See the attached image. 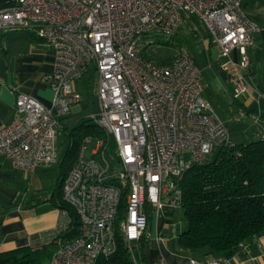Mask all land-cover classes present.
I'll return each instance as SVG.
<instances>
[{
	"label": "built area",
	"instance_id": "built-area-1",
	"mask_svg": "<svg viewBox=\"0 0 264 264\" xmlns=\"http://www.w3.org/2000/svg\"><path fill=\"white\" fill-rule=\"evenodd\" d=\"M8 3L0 7V38L11 31L32 32L54 58L53 72L44 78L53 92L51 105L17 92L14 118L0 130V157L15 171L32 174L57 163L61 121L80 111L77 84L91 69L98 77L99 112L90 119L104 137L83 140L64 178L62 200L75 212L78 225L73 229L69 214L61 210L65 222L51 235L56 250L49 264H96L113 255L120 240L132 254L149 222L181 209L184 172L206 163L214 147L231 144L225 125L203 97L193 56L180 51L156 64L146 54L144 37H172L185 22L198 19L218 49L217 62L224 60L219 66L238 101L248 93L247 50L257 25L243 11L242 0ZM91 140L96 150L85 159ZM160 237L156 227L158 247ZM183 264L228 263L187 259Z\"/></svg>",
	"mask_w": 264,
	"mask_h": 264
},
{
	"label": "crops",
	"instance_id": "crops-1",
	"mask_svg": "<svg viewBox=\"0 0 264 264\" xmlns=\"http://www.w3.org/2000/svg\"><path fill=\"white\" fill-rule=\"evenodd\" d=\"M242 8L258 28V32L253 35V44L247 50L249 66L245 77L248 93L243 98L238 101L232 99L228 75L219 66L223 59L219 63L218 57L212 59L202 70L190 47L191 51L179 46V52L186 51L193 56L201 71L203 97L208 100L212 109V104L217 107V100L228 102L225 121L219 118L225 126L227 122H235V114H238L243 119L242 124L251 123L259 128V131L253 132L255 137L264 136V0H242ZM182 29H187L193 38H198L204 48L210 50L214 47L218 52L198 19L191 18L185 22L175 36ZM232 56L239 59L237 52H233ZM53 63L52 52L34 33L18 30L1 36L0 130L14 118L17 92L24 93L45 106L51 105L53 92L44 78L53 72ZM208 89L211 102L204 95ZM48 166L42 165L34 173L24 174L15 171L6 158L0 157V253L46 245L59 224L65 222L62 211L49 201L52 193L43 197L29 196L31 189L40 185V175ZM227 263L264 264V235L255 241L251 250L245 249L227 260Z\"/></svg>",
	"mask_w": 264,
	"mask_h": 264
},
{
	"label": "trees",
	"instance_id": "trees-1",
	"mask_svg": "<svg viewBox=\"0 0 264 264\" xmlns=\"http://www.w3.org/2000/svg\"><path fill=\"white\" fill-rule=\"evenodd\" d=\"M69 130L71 145L61 162L59 181L49 201L69 214L75 229L76 214L62 200L63 181L76 161L83 140L104 136L91 119ZM179 188L185 228L177 242L182 248L191 254L201 253V260H229L245 249L251 250L264 235V136L258 135L248 144L220 147L216 156L210 155L203 165L189 167ZM138 246L145 253L150 243L143 238ZM55 250L53 242L38 248H19L0 253V264H49ZM96 264L135 263L120 240L116 252Z\"/></svg>",
	"mask_w": 264,
	"mask_h": 264
},
{
	"label": "rangeland",
	"instance_id": "rangeland-1",
	"mask_svg": "<svg viewBox=\"0 0 264 264\" xmlns=\"http://www.w3.org/2000/svg\"><path fill=\"white\" fill-rule=\"evenodd\" d=\"M143 43L145 44L147 56L156 64L171 59L179 52V46L183 50H190V48L192 49L193 55L197 63L201 66L202 70L209 62L212 61V59H217L218 57V52L214 47L210 50L204 48L202 46V42L198 38H193L187 29H182L178 35H174L172 37L150 34L144 37ZM97 79V74L91 69L77 84L78 92L81 95L79 104L80 111L71 112L63 118L65 122L57 131V163L49 165L45 168V171L40 175V185L36 189H31L29 194L30 197H43L47 193L54 192L55 186L58 183L60 177L61 162L64 160L66 152L71 145L69 128L80 125L84 120L90 119L99 112L96 88ZM209 94L210 89L206 90L204 93L205 97L210 99L211 95ZM209 101L211 102V99ZM212 106L216 115L219 116L221 120L225 121V114L227 113V108L229 106L228 102L225 100H217V107L213 104ZM235 115L236 121L229 123L227 122L225 126L228 131L229 141L231 144L244 145L256 140L253 132L254 130L259 131V128L255 127L251 123L242 124L243 119L241 116L238 114ZM65 127L69 128L65 129ZM110 148L111 150L116 148L115 142L113 140L110 142ZM219 149V146L213 148L211 153L212 158L216 156ZM95 150L96 141L91 140L86 144L84 158L90 159ZM107 157L109 158L108 155ZM156 227L160 231V238L162 240L159 247L155 242ZM184 228L185 220L181 210H177L174 213H165L158 222L154 218L151 222H149L145 237L150 243V248L145 253H143L140 246L133 244L131 260L135 264H155L157 262L163 261L167 264H174L175 262H185L187 259L201 260V253L198 252L191 254L178 244L177 237L184 230Z\"/></svg>",
	"mask_w": 264,
	"mask_h": 264
},
{
	"label": "water",
	"instance_id": "water-1",
	"mask_svg": "<svg viewBox=\"0 0 264 264\" xmlns=\"http://www.w3.org/2000/svg\"><path fill=\"white\" fill-rule=\"evenodd\" d=\"M10 1H12V0H0V5L5 4V3H8Z\"/></svg>",
	"mask_w": 264,
	"mask_h": 264
}]
</instances>
